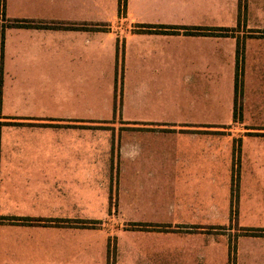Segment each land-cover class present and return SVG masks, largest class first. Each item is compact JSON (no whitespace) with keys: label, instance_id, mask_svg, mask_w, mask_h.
<instances>
[{"label":"crops","instance_id":"1","mask_svg":"<svg viewBox=\"0 0 264 264\" xmlns=\"http://www.w3.org/2000/svg\"><path fill=\"white\" fill-rule=\"evenodd\" d=\"M124 2L0 5V264H264V0Z\"/></svg>","mask_w":264,"mask_h":264},{"label":"rangeland","instance_id":"2","mask_svg":"<svg viewBox=\"0 0 264 264\" xmlns=\"http://www.w3.org/2000/svg\"><path fill=\"white\" fill-rule=\"evenodd\" d=\"M216 30H218V29H216ZM240 46H241V44H240ZM237 49H238V46H237ZM120 85H121V80H120ZM240 90H241V82H240V78H239V79H236V82H235V85H234V93H235L234 116L236 118H237L238 114H240V108L238 107L239 106L238 105V96H239ZM166 100H171L172 107H174V106H178L179 107V98H178V96H171V97H164L161 100L160 106H161L162 109L165 107V101ZM0 103H1V97H0ZM0 106H1V104H0ZM222 109H223V107H220V111ZM235 109H237V113L236 114H235ZM121 111H122L121 93H119V95L115 94V96H114V106L112 107V114H109L108 115L109 117H107V119L111 120L113 122L120 123L121 120H124L123 119V115L121 114ZM112 253H113V250H112ZM228 261H229V264H235V251H234V258H232V256H230V253H229V260ZM109 263L111 264V262H108V264Z\"/></svg>","mask_w":264,"mask_h":264},{"label":"trees","instance_id":"3","mask_svg":"<svg viewBox=\"0 0 264 264\" xmlns=\"http://www.w3.org/2000/svg\"><path fill=\"white\" fill-rule=\"evenodd\" d=\"M3 0H0V5H3L2 4ZM124 0H120V7H124ZM190 30V31H189ZM188 31L191 32V33H194V34H198L200 33L203 29H200V28H192V29H189ZM215 32L218 33L219 36H230L231 35V30H228V29H218V30H214V34ZM241 49V46L240 44H238V53ZM237 89V88H236ZM237 113V109H235V114ZM1 220H9V219H6V218H1ZM98 222H91V225H92V228H95L97 226ZM248 233V235H252V236H263V232H254V231H246V234ZM234 248L231 247L230 249V256H232V258H234Z\"/></svg>","mask_w":264,"mask_h":264}]
</instances>
